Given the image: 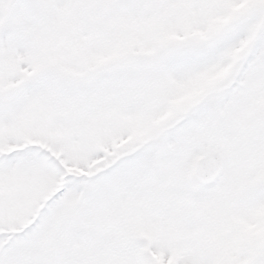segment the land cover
<instances>
[{"label": "snow or ice", "instance_id": "obj_1", "mask_svg": "<svg viewBox=\"0 0 264 264\" xmlns=\"http://www.w3.org/2000/svg\"><path fill=\"white\" fill-rule=\"evenodd\" d=\"M0 264H264V0H0Z\"/></svg>", "mask_w": 264, "mask_h": 264}]
</instances>
